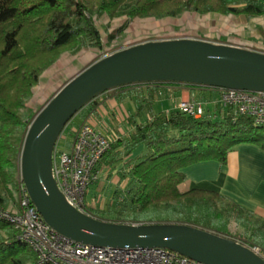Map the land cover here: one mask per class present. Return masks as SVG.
Masks as SVG:
<instances>
[{
	"label": "trees",
	"instance_id": "16d2710c",
	"mask_svg": "<svg viewBox=\"0 0 264 264\" xmlns=\"http://www.w3.org/2000/svg\"><path fill=\"white\" fill-rule=\"evenodd\" d=\"M125 1L0 0V188L17 182L22 149V142H17V131L20 129L24 137L27 130L20 109L43 70L63 51L79 46L101 49V33L91 13H112ZM186 9L200 13L257 16L264 15V2L244 0L238 6L229 0H135L128 15L137 17L154 13L169 16ZM163 83L172 82L134 83L110 90ZM130 122L134 129L129 135L126 153L141 144L146 148L145 154L128 172L125 198L131 203L142 210L177 203L174 206L177 213L181 210L180 205L187 203L190 213L183 222L225 236L228 235L226 231L214 230L198 222H211V210L218 202L227 201L223 210L228 215L234 211L237 215L246 211L253 216L215 191L192 188L181 192L178 185L185 179L183 168L210 160L224 166L227 153L240 143L254 144L264 150V127L254 125L248 116L235 115L231 107H224L218 118L206 114L193 118L176 109L152 113L142 122L131 116ZM120 143L121 139L105 153L99 168L102 165L115 166L122 159L123 154L115 150ZM125 176L121 174L120 180ZM3 201L0 195V211L5 210ZM245 227L249 233L247 240L253 245L258 244L264 256V221L255 217L253 223H245ZM35 262V253L17 238L16 229L0 216V264Z\"/></svg>",
	"mask_w": 264,
	"mask_h": 264
},
{
	"label": "water",
	"instance_id": "95a60500",
	"mask_svg": "<svg viewBox=\"0 0 264 264\" xmlns=\"http://www.w3.org/2000/svg\"><path fill=\"white\" fill-rule=\"evenodd\" d=\"M172 82L219 89L264 91V52L194 38L147 41L85 67L38 111L20 154V176L47 224L94 246L161 247L204 264H264L248 246L189 223H122L99 219L70 205L52 175L55 141L95 96L134 83Z\"/></svg>",
	"mask_w": 264,
	"mask_h": 264
},
{
	"label": "rangeland",
	"instance_id": "374dc122",
	"mask_svg": "<svg viewBox=\"0 0 264 264\" xmlns=\"http://www.w3.org/2000/svg\"><path fill=\"white\" fill-rule=\"evenodd\" d=\"M229 1L238 6L244 2V0ZM261 1L264 2V0ZM134 2L135 0H126L112 13L102 12L98 14L94 11L91 13V17L101 33V49L79 46L63 51L50 66L43 70L38 83L32 88L31 95L25 100L24 106L20 109V115L27 128L38 111L75 74L95 61L134 44L147 41L194 38L255 50L264 49V15L248 16L243 13L225 15L215 12L200 13L192 9H186L169 16L148 13L144 16L131 17L128 15V10ZM137 85L131 86L135 87ZM142 88V86L139 87V89ZM134 90L136 93L141 91ZM101 95L95 96L85 104L65 125L64 135L66 139H68V135L70 139L72 128L78 126L82 121H88L87 117H90L88 107L97 105ZM156 96L160 95L156 94ZM196 100L203 102L205 114L212 118H218L224 111L217 95H212L206 100ZM92 113L94 115L91 114V117L97 123L101 121L97 111L96 113L92 111ZM114 123L116 126L124 125L118 118L115 119ZM110 125L109 127H111ZM262 133L264 134V130ZM66 139L60 141L61 146L67 143ZM20 141L23 144L24 137H22V132L19 129L17 131V142ZM104 167L103 165L100 167V178L86 190L85 204L89 212H93L103 220L122 223H128L127 220L139 219L148 223H186L183 220L190 213L187 203L180 205L181 210L178 213L174 207L177 206V203L172 206L161 204L157 207H148L142 210L137 204L131 203L129 198H125L127 197L125 191L128 188V182L123 189L118 187L112 180L113 174L106 175L105 173L103 175ZM98 184L101 185V190L93 192ZM14 189V183L0 188L5 211L12 212L15 210L16 195ZM226 204L227 201L218 202L212 208L213 220L211 222H205L201 218L202 222H198L214 230L226 231L228 234L226 236H230L229 238L253 245L247 240L249 233L245 223H253L255 217L246 211H240L238 215L234 211L228 215L223 210ZM132 223L137 224L134 221Z\"/></svg>",
	"mask_w": 264,
	"mask_h": 264
},
{
	"label": "built area",
	"instance_id": "2783aa9c",
	"mask_svg": "<svg viewBox=\"0 0 264 264\" xmlns=\"http://www.w3.org/2000/svg\"><path fill=\"white\" fill-rule=\"evenodd\" d=\"M216 89L222 107H231L235 115L248 116L254 125L264 127V91ZM177 110L193 118L205 114L203 102L193 98L180 101ZM102 127L107 125L82 121L72 128L70 139L69 135L66 139L64 127L52 150V175L59 190L70 205L87 214L90 212L85 204L86 190L100 178L99 164L117 140L114 132ZM62 139L67 140L64 146L60 145ZM14 190L15 210L0 211V216L35 253V264H204L167 248L94 246L72 240L42 218L21 180L20 170ZM242 244L264 258L258 246Z\"/></svg>",
	"mask_w": 264,
	"mask_h": 264
},
{
	"label": "crops",
	"instance_id": "0c3cea01",
	"mask_svg": "<svg viewBox=\"0 0 264 264\" xmlns=\"http://www.w3.org/2000/svg\"><path fill=\"white\" fill-rule=\"evenodd\" d=\"M258 50L264 52V49ZM141 86L143 88L139 89ZM134 89L141 91L136 93ZM212 95L218 96V90L185 83H164L150 87L138 84L135 87L127 86L116 91L108 90L102 93L97 105L88 107L90 117L87 119L99 126H102V123L107 125L102 128L114 132L117 135L116 142L121 139L122 143L116 145L115 150L123 154L122 159L115 166L103 168V175L113 174L114 184L123 189L129 182L128 172L131 166L146 152L145 146L141 144L126 153L129 145L128 138L134 129L130 122L131 116H135L137 122H142L152 113L176 110L178 103L182 100L191 98L206 100ZM92 111L99 113L101 121L97 123L91 117ZM117 118L124 125L116 126L114 122ZM182 172L185 179L178 185L181 192L192 188L215 191L250 211L254 217L264 221V150L256 145L245 142L238 144L227 153L224 166L217 161L210 160L185 167ZM121 174L126 175L122 180H120ZM100 190L101 185L98 184L93 192ZM127 221L148 223L140 219Z\"/></svg>",
	"mask_w": 264,
	"mask_h": 264
}]
</instances>
